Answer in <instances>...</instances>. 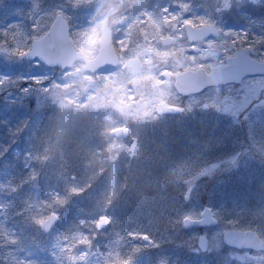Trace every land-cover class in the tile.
Wrapping results in <instances>:
<instances>
[{
	"label": "rangeland",
	"instance_id": "rangeland-1",
	"mask_svg": "<svg viewBox=\"0 0 264 264\" xmlns=\"http://www.w3.org/2000/svg\"><path fill=\"white\" fill-rule=\"evenodd\" d=\"M46 2L0 0V73L12 78L0 84V229L16 233L0 237V264H167L182 254L198 260L207 258L197 245L202 233L206 253L225 257L222 264H264L263 251L232 249L221 237L252 227L264 208V77L210 87L193 95L181 116H160L159 102L174 100L173 83L163 78L168 69H145L136 84L127 69L88 73L81 61L57 70L16 55L74 0ZM76 26V48L94 56V37ZM262 34L239 33L246 45L255 42L260 58ZM20 75L43 84H25ZM124 124L128 138L111 133ZM193 144H200L195 152ZM15 156L23 158L19 172ZM206 205L216 223L184 228L183 218H199ZM63 207L55 228L42 235L41 222ZM106 212L111 224L99 230ZM261 224L255 230L264 238ZM152 251L165 254L149 263Z\"/></svg>",
	"mask_w": 264,
	"mask_h": 264
},
{
	"label": "flooded vegetation",
	"instance_id": "flooded-vegetation-1",
	"mask_svg": "<svg viewBox=\"0 0 264 264\" xmlns=\"http://www.w3.org/2000/svg\"><path fill=\"white\" fill-rule=\"evenodd\" d=\"M237 9L239 14L235 15L233 11ZM65 15L70 27L75 23L80 34L86 31L85 36L94 37V56L103 45V29L108 30L118 63L105 69H127L131 77L145 69H168L163 78L166 83H173L171 95L174 100L165 98L161 101L183 107L185 112L190 108L186 105L187 101L193 95L206 93L207 89L182 94L175 85L179 76L189 70L209 73L216 66L229 64L238 54L252 60H264L255 55L256 44L253 40L251 42L254 46L246 45L248 42L244 43L239 36L241 30L247 34L261 30L264 38V0H74ZM71 35L75 46L76 35L73 37L72 28ZM247 38L250 39L249 35ZM80 61L84 64L83 60ZM132 62L137 70L135 72L130 66ZM198 78L194 75L188 77L193 81ZM134 81L140 84L142 78L136 77ZM153 84V92L160 93L159 85ZM231 84L234 82L227 83ZM156 113L160 112L156 110ZM159 115L173 118L182 113ZM10 152L12 147L7 151ZM9 235L15 237L16 233L2 232L0 229L1 238Z\"/></svg>",
	"mask_w": 264,
	"mask_h": 264
},
{
	"label": "water",
	"instance_id": "water-1",
	"mask_svg": "<svg viewBox=\"0 0 264 264\" xmlns=\"http://www.w3.org/2000/svg\"><path fill=\"white\" fill-rule=\"evenodd\" d=\"M48 32L55 36L60 35H66L67 36V43L63 48H58L55 52H53L51 55L47 57L48 63H45L49 66H57L61 69L67 68L73 64V62L80 58L81 55L78 51H76L72 45V41L70 39L69 34V28L68 23L65 20V18L60 14L57 17H55L54 21L52 22ZM101 43L103 44L101 47L99 54L92 58L87 59L86 64L84 65L85 70L95 71L101 67L109 66L116 63V57L115 53L111 47L110 38L108 36V33L105 32L102 36ZM109 40V41H108ZM43 43V41H40L38 38L32 41L31 48L34 47V45ZM30 48V49H31ZM31 55V53L29 54ZM24 58L30 59L28 56H25ZM244 57L240 56L237 57V62H240L238 71L233 70V73L227 72L226 70H223L219 72V68H216L215 71L212 72L211 75H206L203 71H199L196 73L195 76L199 77V79L194 82H189L186 79V74L179 76V79L177 81V86L180 91L184 92H193L200 90L204 85L207 84H214L219 83L223 81L228 80H234L236 78L240 79V76L244 74L245 72H264V61L257 62L252 61L249 64L243 63ZM249 61V60H248ZM247 61V62H248ZM243 63V64H242ZM182 77V78H181ZM189 84V85H187ZM174 106H166L164 107V111L166 112H176L173 108ZM113 133L120 134L123 133V135H127L128 131L126 128H121L114 130ZM205 218L199 219V220H193L190 218H186L184 220L185 226H193V225H203L207 223H213L215 220L210 217L211 216V210L209 208H206L204 210ZM56 216H51L48 220L45 221L42 225V229L45 231H49L51 227L53 226ZM109 219L107 217H103L100 222L98 223L99 228H103L109 224ZM224 241L228 245L237 247V248H252V249H262L264 250V241L261 239V237L252 230H235L230 229L224 234ZM207 247V238H205L204 235L200 236V248L205 250Z\"/></svg>",
	"mask_w": 264,
	"mask_h": 264
},
{
	"label": "snow or ice",
	"instance_id": "snow-or-ice-1",
	"mask_svg": "<svg viewBox=\"0 0 264 264\" xmlns=\"http://www.w3.org/2000/svg\"><path fill=\"white\" fill-rule=\"evenodd\" d=\"M185 23H190V21H185ZM9 27H11V25H9ZM37 27H38V24L33 23L32 25L33 30H35ZM38 39L40 41H43V43L34 45V47L31 49L16 48L15 54L18 55L20 58H24L25 56H28L36 66H39L41 61L48 63L47 57L51 55L53 52H55L58 48H63L67 43L66 35L55 36L51 34L50 32H45ZM30 53L31 55H29ZM11 79L12 78L10 76H6L3 73H0V84H3L6 80L10 81ZM18 79L24 81L25 84H27L29 80H31L32 83L37 84V85L43 84L42 78L38 76L27 77V76L20 75L18 76ZM21 91L28 92L29 88L25 87L21 89ZM144 238H147L146 234Z\"/></svg>",
	"mask_w": 264,
	"mask_h": 264
},
{
	"label": "trees",
	"instance_id": "trees-1",
	"mask_svg": "<svg viewBox=\"0 0 264 264\" xmlns=\"http://www.w3.org/2000/svg\"><path fill=\"white\" fill-rule=\"evenodd\" d=\"M203 197V200L206 201L208 196H202ZM264 219V208L260 209L258 212H257V220L256 222L254 221V223H252L251 225H253L252 227L251 226H248L252 229H258L261 231V228H262V221ZM259 222V224H258ZM258 224V226L256 225ZM261 224V225H260ZM207 258H205L204 261H200L199 260V263H202L204 262L203 264H213L214 262H217L218 261V258H216L214 255H212V253H207Z\"/></svg>",
	"mask_w": 264,
	"mask_h": 264
}]
</instances>
